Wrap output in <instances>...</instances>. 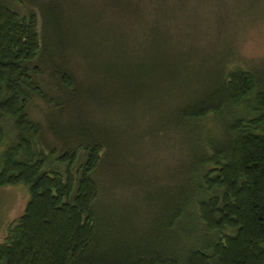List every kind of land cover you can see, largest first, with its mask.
<instances>
[{
  "label": "trees",
  "instance_id": "trees-1",
  "mask_svg": "<svg viewBox=\"0 0 264 264\" xmlns=\"http://www.w3.org/2000/svg\"><path fill=\"white\" fill-rule=\"evenodd\" d=\"M96 1L0 0V188L28 189L0 264H264V74L231 66L227 46L192 83L169 70L166 14L149 60L127 32L125 18L147 24L154 0ZM170 78L177 105L153 134L176 138L182 178L123 210L101 204V177L133 175L138 146L106 114L137 112L135 99Z\"/></svg>",
  "mask_w": 264,
  "mask_h": 264
},
{
  "label": "rangeland",
  "instance_id": "rangeland-1",
  "mask_svg": "<svg viewBox=\"0 0 264 264\" xmlns=\"http://www.w3.org/2000/svg\"><path fill=\"white\" fill-rule=\"evenodd\" d=\"M67 1L74 4L75 0ZM153 2L154 11L147 24L140 23V18H134L135 24L130 26L127 21H131L125 18L126 29L132 28L127 32L137 36L135 43L142 42L140 54L145 60H149L151 53L149 46L151 30H164L161 26L163 14H166L169 33L164 34L174 43L172 47L167 48L170 60L173 62L169 67L172 73L180 70L193 83L195 78L206 72V62L214 57L215 49L220 50L230 46L234 52L228 60L231 66L242 64L245 67L256 68L264 74V0H154ZM105 4L107 1L97 0L92 5L98 8ZM74 8L71 16H75L74 23H77V3ZM108 22L109 18L105 15L103 24H112ZM67 56L72 70L77 75V46ZM163 88H168L170 92H163ZM177 88L178 84L174 78L164 83L159 79L155 84L159 96L156 92L144 91L141 98L135 99L140 103L137 112L118 111L106 114L111 129L114 128L120 133L123 142L131 148L132 141L137 139L138 146L133 153L135 159L128 162L130 168L134 170L133 175H119L112 169L101 177V185L108 194L104 196L105 199L101 204L114 210L120 208L123 210L125 206L136 205L135 202L139 204V198L148 193H156L162 189L168 191L166 187L173 186L182 178L181 170L187 163L173 149L176 138H164L160 133L153 134V130L156 129L155 123L159 125L161 120L171 114L172 108L176 107ZM44 112L45 105L42 102L36 101L32 105L34 117L44 121ZM130 148L128 150L131 151ZM1 150L0 147V153ZM27 199L28 189L24 184L0 188V241L5 237L8 225L23 211ZM142 207L146 208L145 205Z\"/></svg>",
  "mask_w": 264,
  "mask_h": 264
}]
</instances>
